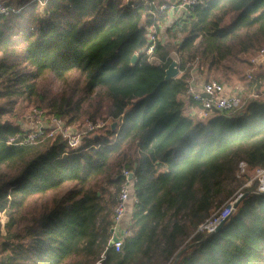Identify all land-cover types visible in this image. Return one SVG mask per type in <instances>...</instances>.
Returning <instances> with one entry per match:
<instances>
[{
	"label": "trees",
	"instance_id": "trees-1",
	"mask_svg": "<svg viewBox=\"0 0 264 264\" xmlns=\"http://www.w3.org/2000/svg\"><path fill=\"white\" fill-rule=\"evenodd\" d=\"M14 1L20 10L0 15V264H168L183 247L174 264H264V194L244 196L214 233L196 232L241 186L238 161L264 166V95L238 111L185 114L199 107L185 100V65L244 62L264 45V0H199L151 54L149 30L181 0ZM173 52L183 74L164 79ZM19 100L68 125L116 126L72 151L60 135L10 142ZM122 168L134 172L135 201L115 251Z\"/></svg>",
	"mask_w": 264,
	"mask_h": 264
},
{
	"label": "built area",
	"instance_id": "built-area-1",
	"mask_svg": "<svg viewBox=\"0 0 264 264\" xmlns=\"http://www.w3.org/2000/svg\"><path fill=\"white\" fill-rule=\"evenodd\" d=\"M44 4V0H38ZM132 1V0H127ZM143 4L155 6L157 0H142ZM199 0H181L177 5H172L168 9L170 12L185 11L180 21L184 20L189 13V10L197 5ZM161 9L167 8V5L162 4ZM20 8L0 0V15H8L11 12L19 11ZM151 43L143 50L146 54H151L156 42L160 41V36L154 33H149ZM264 57V45L254 50L249 57V63L256 65ZM191 65L189 76L186 78L185 97L199 106V111L196 114L207 115L212 112H229L238 111L246 104V101L258 97L264 93L258 89L257 85L262 81L256 76L255 70L249 68L245 71L246 80L251 83L250 90H244L242 85L227 87L223 82L216 80L200 81L198 79L196 65ZM196 65V66H195ZM195 69V70H194ZM261 91V92H260ZM244 100L242 98H244ZM240 109V110H241ZM190 114L193 115L196 108L190 105ZM108 120H90L84 119L78 125H68L66 121L60 117L49 114L45 109L38 106H31L23 114L21 120H18L20 133L10 139V142L19 140V143L31 144L37 143L45 137L60 135L67 143L68 151L77 150L81 145L84 137H96L105 125L111 124ZM132 177L129 178V174ZM122 182L118 190L115 202L113 205L112 224L110 229V238L107 246L112 247L115 251H119L125 238L132 233L130 229V212L135 201L133 195V183L136 178L134 172L127 168L120 170ZM235 176L241 179V186L237 191L228 198L218 210L214 212L208 219L197 226L196 231L208 235L215 232L217 226H222L236 212L238 200L250 193L264 194V166H249L245 160L238 161L235 169ZM177 259L174 257L168 264H174Z\"/></svg>",
	"mask_w": 264,
	"mask_h": 264
},
{
	"label": "rangeland",
	"instance_id": "rangeland-1",
	"mask_svg": "<svg viewBox=\"0 0 264 264\" xmlns=\"http://www.w3.org/2000/svg\"><path fill=\"white\" fill-rule=\"evenodd\" d=\"M41 1H43V0H41ZM132 1H134V0H132ZM16 4H17V1L13 0L11 2V5L14 6V7H16ZM168 13H169V16L167 17V20H166V22L164 24L160 25L157 30H154V29H150L149 30V33L152 34V33L155 32L157 35H159L160 36V41L164 40L165 38L168 39L169 33L166 30L168 29L169 26H174V25L178 26L181 23V21H180L181 11H178V10H175L174 12L168 11ZM233 16H234L233 14L228 15L225 18L223 23L226 24V23L230 22V20L233 18ZM149 37L150 36H148V38ZM181 38H182V36L179 35L176 41L179 42ZM248 56H249L248 54L243 56L244 62H242L240 64L233 65V64H231V62L227 61V62H224V63L220 64L219 66H213V68H211L209 70H207V66L206 65H200V64L197 65L196 64L197 66L196 65L195 66H196L198 79H200V81L216 80V81H219V82H223L225 85L228 86V88L233 86V83H232L233 81H237L240 84L243 83L244 85L247 86V80H246L245 71H246V69L248 67V63L246 61L248 59ZM171 57H172L173 60H176L177 62H179L178 54L176 52L171 53ZM189 66H191V64L188 63L187 65H185V68H187V70L189 69V73H190V71H192L193 68L191 70ZM261 68L263 69V65H262ZM256 72H257V69H256ZM182 74H183V71L179 70V73H178L177 76H180ZM52 85L56 89H58L60 87L59 83L57 81H55V80H52ZM243 96H244V98H242V99L247 100V99H245L246 98L245 95H243ZM185 100H187L186 97H185ZM31 106H35V105H30V104H27V103L19 100L17 102L15 108H14V111H13L15 113V115L12 117L13 120L15 122H16V120L17 121L21 120L22 117H23V114ZM240 109L241 108H238V110H240ZM198 111H199V109H197V111H195V113L193 115H190L194 120H197L199 117H202V118L204 117L202 115L196 114ZM185 114H190L189 108H187V107L185 109ZM240 181H241V179H238V182H240ZM51 194L49 195V197L51 196ZM224 202L225 201H223L220 205H218V207H216L214 211H217L219 206H221ZM0 221H1V223H4V221H5V217H4V215L2 213H0ZM1 233H2V235H4L5 232H4L3 229L1 231ZM194 233H192L191 236ZM203 235H204V233H203ZM0 241H1V237H0ZM185 249H186V247H183V248L180 249V251L183 252ZM0 257H1V253H0Z\"/></svg>",
	"mask_w": 264,
	"mask_h": 264
},
{
	"label": "water",
	"instance_id": "water-1",
	"mask_svg": "<svg viewBox=\"0 0 264 264\" xmlns=\"http://www.w3.org/2000/svg\"><path fill=\"white\" fill-rule=\"evenodd\" d=\"M136 59H137V54L135 53L131 57V60H130L131 63L134 64ZM178 73H179L178 62L176 60H172L171 63L169 64V66L165 70L164 79L176 78ZM115 126H116V121H112L111 124H110L111 129H115ZM131 177H132V173L129 174V178H131ZM241 199H242V197L238 200V203L240 202ZM220 227H221L220 225L217 226L215 231H217ZM181 253H182V251H179L175 255V258L178 259L179 256L181 255Z\"/></svg>",
	"mask_w": 264,
	"mask_h": 264
},
{
	"label": "crops",
	"instance_id": "crops-1",
	"mask_svg": "<svg viewBox=\"0 0 264 264\" xmlns=\"http://www.w3.org/2000/svg\"><path fill=\"white\" fill-rule=\"evenodd\" d=\"M185 11H182L181 12V17H183V13H184ZM252 53V52H251ZM251 53H248V58L250 57V54ZM262 65H263V69L261 68L262 67ZM261 66V67H260ZM249 68H253L254 70H255V73H256V76L257 77H259L260 79H261V81H263V78H262V74L264 75V57L261 59V61L259 62V63H257L256 65H253V64H248V67H247V69H249ZM246 69V70H247ZM256 69H257V72H256ZM260 75V76H259ZM264 77V76H263ZM235 82V83H234ZM264 82V81H263ZM233 83V86L235 85V86H237V85H239L240 83H238L237 81H233L232 82ZM238 83V84H237ZM242 84V86L244 87V90H250V88L251 87H249V89H248V87L246 86V85H244L243 83H241ZM240 84V85H241ZM247 84H248V81H247ZM227 86V85H226ZM232 86V87H233ZM228 87V86H227ZM261 91L264 93V86H262V89H261ZM248 92V91H247ZM187 99V98H186ZM189 108H190V106H189ZM194 108H196V109H199V107L197 108V107H195L194 106Z\"/></svg>",
	"mask_w": 264,
	"mask_h": 264
}]
</instances>
